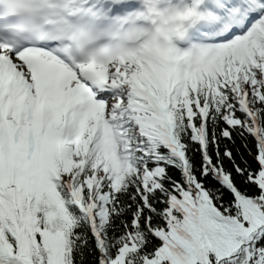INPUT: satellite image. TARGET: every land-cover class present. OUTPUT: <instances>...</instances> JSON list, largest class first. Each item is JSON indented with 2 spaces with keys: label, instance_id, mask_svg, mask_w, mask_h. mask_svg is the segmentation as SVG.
<instances>
[{
  "label": "snow or ice",
  "instance_id": "6c2138e0",
  "mask_svg": "<svg viewBox=\"0 0 264 264\" xmlns=\"http://www.w3.org/2000/svg\"><path fill=\"white\" fill-rule=\"evenodd\" d=\"M0 264H264V0H0Z\"/></svg>",
  "mask_w": 264,
  "mask_h": 264
}]
</instances>
